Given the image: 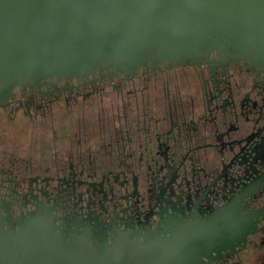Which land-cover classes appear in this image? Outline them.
Masks as SVG:
<instances>
[{"label": "flooded vegetation", "instance_id": "af4514ba", "mask_svg": "<svg viewBox=\"0 0 264 264\" xmlns=\"http://www.w3.org/2000/svg\"><path fill=\"white\" fill-rule=\"evenodd\" d=\"M215 18L6 59L0 264H264V52Z\"/></svg>", "mask_w": 264, "mask_h": 264}, {"label": "water", "instance_id": "95a60500", "mask_svg": "<svg viewBox=\"0 0 264 264\" xmlns=\"http://www.w3.org/2000/svg\"><path fill=\"white\" fill-rule=\"evenodd\" d=\"M183 8L192 17L186 15L180 25L177 15ZM213 14L215 21L247 32L264 52V0H0V87L4 62L22 51L57 42L66 47L129 43L133 34L168 42V34Z\"/></svg>", "mask_w": 264, "mask_h": 264}]
</instances>
